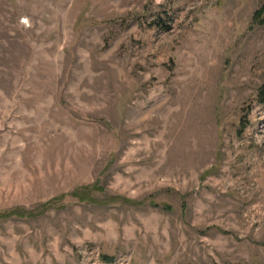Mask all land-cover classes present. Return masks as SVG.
<instances>
[{"label":"rangeland","instance_id":"374dc122","mask_svg":"<svg viewBox=\"0 0 264 264\" xmlns=\"http://www.w3.org/2000/svg\"><path fill=\"white\" fill-rule=\"evenodd\" d=\"M263 7L0 0V264H264Z\"/></svg>","mask_w":264,"mask_h":264},{"label":"trees","instance_id":"16d2710c","mask_svg":"<svg viewBox=\"0 0 264 264\" xmlns=\"http://www.w3.org/2000/svg\"><path fill=\"white\" fill-rule=\"evenodd\" d=\"M254 16H255V19H259L261 23H264V7L261 8L259 11H257ZM260 96H261L260 101L264 103V89L261 91ZM104 259L108 262L113 261V258H110V257H104Z\"/></svg>","mask_w":264,"mask_h":264}]
</instances>
